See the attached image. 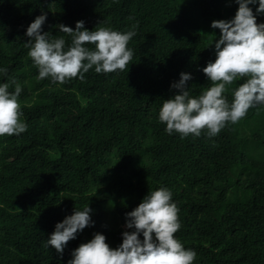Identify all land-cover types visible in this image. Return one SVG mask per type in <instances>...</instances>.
Wrapping results in <instances>:
<instances>
[{"label": "trees", "instance_id": "obj_1", "mask_svg": "<svg viewBox=\"0 0 264 264\" xmlns=\"http://www.w3.org/2000/svg\"><path fill=\"white\" fill-rule=\"evenodd\" d=\"M236 8L231 0H0V67L8 69L0 82L22 85L28 125L0 137V264H67L94 232L116 247L125 214L161 186L173 193L175 236L197 252L194 264H264V106L214 137L168 135L158 120L179 73L192 75L193 96L210 86L200 71L219 36L210 24ZM42 13L43 31L66 40L55 25L135 26L132 60L123 71L90 69L83 81H38L24 43ZM87 205L94 227L59 257L46 246L49 234Z\"/></svg>", "mask_w": 264, "mask_h": 264}, {"label": "clouds", "instance_id": "obj_2", "mask_svg": "<svg viewBox=\"0 0 264 264\" xmlns=\"http://www.w3.org/2000/svg\"><path fill=\"white\" fill-rule=\"evenodd\" d=\"M237 5L229 19L213 20L210 27L219 30L211 46L214 59L206 62L200 71L210 86L198 95L190 93L188 72L179 73L171 83L175 93L163 103L158 120L166 125L168 135L177 133L186 138L218 135L228 124H237L246 117L250 108L264 106V0H231ZM46 13H42L26 27L28 38L24 47L27 56L37 69L36 79L49 80L63 85L94 69L97 74L123 71L133 58L129 42L136 36L135 26L128 31H118L110 26H97L93 30L79 20L75 27L63 23L54 27L59 37L43 31ZM8 69L0 67V74ZM14 90L10 91V86ZM231 99L226 92L229 86ZM23 88L14 78L0 82V137L19 136L28 125L21 117L19 97ZM93 209L89 205L74 209L54 225L47 247L59 257L70 241L76 240L86 228L94 227ZM179 208L172 191L161 186L148 191L141 202L125 214L121 242L112 247L101 232L80 243L70 251L67 264H194L197 252L186 248L175 236L180 230Z\"/></svg>", "mask_w": 264, "mask_h": 264}, {"label": "rangeland", "instance_id": "obj_3", "mask_svg": "<svg viewBox=\"0 0 264 264\" xmlns=\"http://www.w3.org/2000/svg\"><path fill=\"white\" fill-rule=\"evenodd\" d=\"M124 229V228H123Z\"/></svg>", "mask_w": 264, "mask_h": 264}]
</instances>
